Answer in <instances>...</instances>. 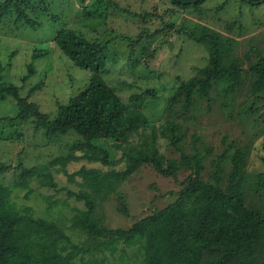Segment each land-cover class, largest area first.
<instances>
[{
	"label": "rangeland",
	"instance_id": "1",
	"mask_svg": "<svg viewBox=\"0 0 264 264\" xmlns=\"http://www.w3.org/2000/svg\"><path fill=\"white\" fill-rule=\"evenodd\" d=\"M48 3L49 12L36 28L21 25L13 33L0 30V68L6 67L4 77L21 86V95L29 96L55 118L60 105L87 86L92 72L75 65L55 40L58 30L72 27L83 36L108 45L105 80L133 113H143L156 125L142 126L120 147L107 141L116 160L125 152L139 154L142 149L144 154L160 149L167 159L178 160L183 153L211 149L202 175L210 179L216 162L225 163L229 172L227 163L231 165L235 150L249 149L244 196L250 208L264 211V82L257 83L264 71L256 67L264 59V3L206 0L200 7L188 8L173 6L171 0ZM205 33L219 34L225 64L242 69L240 83L228 95L223 92L225 84H216L210 98L196 92V103L190 109L184 108L183 102L171 107V98L180 84L210 65V42L201 43L191 37ZM132 39L141 41L132 46ZM32 62L36 72L23 81ZM36 84H41V88L30 94ZM19 110L15 97L0 99V118L9 117L0 121V164L44 165L76 151L75 145L82 143L83 138L74 131L49 136L45 129L37 127L34 118L28 122L14 119ZM167 121L181 126L175 141L171 130L159 127ZM84 166L108 172L124 169L126 161L112 166L86 159L69 162L66 167L59 164L53 168L57 187L44 185L38 178L30 180L27 187L17 186L20 174L13 169L0 173V186L9 187L11 201L17 208H31L35 216L55 220L82 245L88 242L89 235L74 228L72 220L86 206L69 191L86 188L79 184L82 178L70 180L63 169L73 173ZM190 173L191 169L184 167L179 171V180H185ZM114 181L112 188L105 187L104 195L96 198L98 216L114 229L129 228L155 209L174 202L182 188L173 177L159 173L147 163L128 179ZM253 254L264 264V228Z\"/></svg>",
	"mask_w": 264,
	"mask_h": 264
},
{
	"label": "trees",
	"instance_id": "2",
	"mask_svg": "<svg viewBox=\"0 0 264 264\" xmlns=\"http://www.w3.org/2000/svg\"><path fill=\"white\" fill-rule=\"evenodd\" d=\"M205 1L171 0V3L188 8L200 7ZM244 1L264 3V0ZM49 8L48 0H1L0 30L4 28L7 33H13L21 25L36 28ZM147 34L145 36L150 37ZM191 37L201 43L210 42V65L201 68L198 76L180 84L171 98V107L183 102L184 108L190 109L196 103V92L210 98L216 84H225L223 92L228 95L240 83L242 69L225 64L219 34L205 33L201 37L191 34ZM141 39H132L131 45L140 43ZM55 40L75 65L92 72L87 86L61 104L57 116L51 118L37 102L21 95L20 85L4 77L6 67H3L0 68V99L15 97L20 110L14 119L28 122L34 118L37 127L45 129L49 136L74 131L83 141L75 145L76 151L44 165L28 167L21 162L16 166L1 163L0 173L19 170L17 186L20 187H27L34 178L44 185L57 187L53 168L59 164L66 167L69 162L86 159L112 166L125 160L126 167L108 172L85 166L73 173L63 169L70 180L82 178L79 184L86 188L69 191L86 206L72 220L74 228L89 235L88 242L82 245L55 220L35 216L31 208L24 211L17 208L11 201L9 187L0 186V264H260L253 252L264 228V211L250 208L244 196L247 158L251 151L236 149L231 165L227 163L229 172L225 163L216 162L210 179L202 175L211 149L183 153L179 160L167 159L160 149L151 154H144L142 149L139 154L125 152L116 160L107 141L112 140L115 147H120L121 142L127 141L142 126L156 125L143 113H133L105 80L103 71L110 57L107 44L91 40L72 27L58 30ZM34 66L33 62L29 64L23 81L36 72ZM256 67L264 71V59ZM263 82L264 74L257 83ZM40 88L41 84L34 85L30 94ZM8 118L1 117L0 121ZM159 127L171 130L174 141L181 130L180 124L171 121ZM145 163L180 183L179 197L129 228L106 226L97 214L96 198L104 195L105 187L112 188L114 180L128 179ZM184 167H189L191 173L181 181L179 171ZM123 210L127 212L125 205Z\"/></svg>",
	"mask_w": 264,
	"mask_h": 264
}]
</instances>
